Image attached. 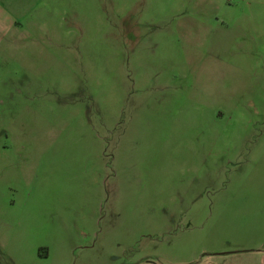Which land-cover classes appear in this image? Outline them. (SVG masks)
I'll return each instance as SVG.
<instances>
[{"label":"rangeland","instance_id":"rangeland-1","mask_svg":"<svg viewBox=\"0 0 264 264\" xmlns=\"http://www.w3.org/2000/svg\"><path fill=\"white\" fill-rule=\"evenodd\" d=\"M62 1L0 37V264L264 243V0Z\"/></svg>","mask_w":264,"mask_h":264},{"label":"crops","instance_id":"crops-1","mask_svg":"<svg viewBox=\"0 0 264 264\" xmlns=\"http://www.w3.org/2000/svg\"><path fill=\"white\" fill-rule=\"evenodd\" d=\"M96 4V0H91ZM85 0H63L64 8L74 9L84 4ZM43 4L48 8L49 0H0V31L5 36V31L16 34L22 31V24L36 20L38 9ZM10 38V37H9ZM193 264H264V243L253 248H232L231 250L213 249L206 258H198Z\"/></svg>","mask_w":264,"mask_h":264}]
</instances>
